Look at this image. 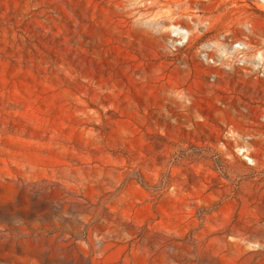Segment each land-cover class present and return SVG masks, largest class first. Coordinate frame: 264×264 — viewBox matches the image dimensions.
Returning a JSON list of instances; mask_svg holds the SVG:
<instances>
[{"label": "rangeland", "instance_id": "obj_1", "mask_svg": "<svg viewBox=\"0 0 264 264\" xmlns=\"http://www.w3.org/2000/svg\"><path fill=\"white\" fill-rule=\"evenodd\" d=\"M246 20L264 47L260 0H0V264H264V81L200 57Z\"/></svg>", "mask_w": 264, "mask_h": 264}, {"label": "built area", "instance_id": "obj_2", "mask_svg": "<svg viewBox=\"0 0 264 264\" xmlns=\"http://www.w3.org/2000/svg\"><path fill=\"white\" fill-rule=\"evenodd\" d=\"M260 1L264 3V0ZM202 21L207 22L205 19ZM244 25L246 31L238 38L228 37L226 40H221L224 35L220 34V39L203 41L200 57L205 61H211L220 68L227 70L239 69L264 81V47L250 40V37L258 36L256 31L250 27L251 22L246 20ZM175 29L177 37L186 32V28L180 24H177ZM212 45L217 50L215 57L208 54V50Z\"/></svg>", "mask_w": 264, "mask_h": 264}]
</instances>
